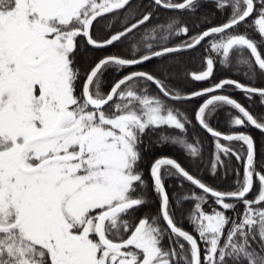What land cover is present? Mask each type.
Returning <instances> with one entry per match:
<instances>
[{
  "label": "snow or ice",
  "instance_id": "snow-or-ice-1",
  "mask_svg": "<svg viewBox=\"0 0 264 264\" xmlns=\"http://www.w3.org/2000/svg\"><path fill=\"white\" fill-rule=\"evenodd\" d=\"M232 92L264 106V0H0V264H264V114Z\"/></svg>",
  "mask_w": 264,
  "mask_h": 264
},
{
  "label": "trees",
  "instance_id": "trees-1",
  "mask_svg": "<svg viewBox=\"0 0 264 264\" xmlns=\"http://www.w3.org/2000/svg\"><path fill=\"white\" fill-rule=\"evenodd\" d=\"M178 19V17H177ZM224 17L217 15L216 17V22H222ZM200 53H197V56H199ZM190 70H196L198 68V65L193 63L189 66ZM227 75H231L230 73ZM109 81L111 80V74H109L108 77ZM182 86L186 88V90H191L192 88L196 89H201L204 87H207V83H195V84H184L182 82ZM153 93L156 92L155 88L151 90ZM232 95L234 98H237L240 102H242L246 107H249V110L252 111L254 114H264V106L259 104L258 98L256 99V102L252 105H249L248 101L244 99V97L238 93V92H232ZM201 101L197 100L192 103H189L187 107L189 109H194ZM225 111L227 109H222L214 118L213 120V126L217 128L218 130L222 132H228L230 131V122L227 120V117L225 116ZM185 115H187L191 119V113L186 112ZM191 131V130H190ZM249 131L252 132V134L256 137L258 141L264 140V135H262L258 130L255 129H249ZM196 132L199 136V138L202 141V150L203 153L206 157V159H210L212 156L213 152V142L212 138L203 130L197 128ZM169 154L175 155L176 153L174 150L169 149ZM258 161L260 160V157L258 155L257 157ZM204 177L206 182H208L210 185L213 187L217 188L218 190H231L232 188V182L235 179V176H229L227 179L221 181L217 179L216 177L211 176L210 172L207 171V169H202L201 172L199 173ZM175 184V181L173 182ZM186 189H191L192 186L189 184H185ZM199 193V190H196ZM192 207V202H186L185 203V208H191ZM153 212H155V209H153ZM179 215V213H178ZM160 223H163V221H160ZM182 226L185 227L186 229L189 227L187 223H182Z\"/></svg>",
  "mask_w": 264,
  "mask_h": 264
}]
</instances>
